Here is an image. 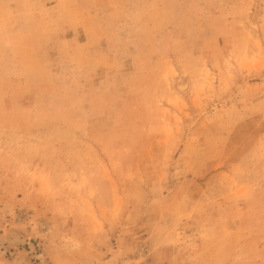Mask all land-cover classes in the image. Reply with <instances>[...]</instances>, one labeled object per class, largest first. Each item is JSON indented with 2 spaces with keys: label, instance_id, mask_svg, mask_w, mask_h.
<instances>
[{
  "label": "rangeland",
  "instance_id": "1",
  "mask_svg": "<svg viewBox=\"0 0 264 264\" xmlns=\"http://www.w3.org/2000/svg\"><path fill=\"white\" fill-rule=\"evenodd\" d=\"M0 264H264V0H0Z\"/></svg>",
  "mask_w": 264,
  "mask_h": 264
}]
</instances>
